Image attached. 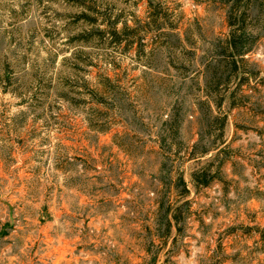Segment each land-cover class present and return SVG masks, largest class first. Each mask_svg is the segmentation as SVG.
<instances>
[{
  "label": "rangeland",
  "instance_id": "1",
  "mask_svg": "<svg viewBox=\"0 0 264 264\" xmlns=\"http://www.w3.org/2000/svg\"><path fill=\"white\" fill-rule=\"evenodd\" d=\"M0 264H264V0H0Z\"/></svg>",
  "mask_w": 264,
  "mask_h": 264
},
{
  "label": "trees",
  "instance_id": "2",
  "mask_svg": "<svg viewBox=\"0 0 264 264\" xmlns=\"http://www.w3.org/2000/svg\"><path fill=\"white\" fill-rule=\"evenodd\" d=\"M114 28L115 27H112V29H110L111 31L110 36L112 37V39L114 38V41H118L117 43H119V41L124 39V36H126L125 33L128 30V27L124 26L120 32L116 31ZM232 33L233 32H230V37L229 38L227 37L226 39V47H227V50H229V56L232 58L233 70L236 71L237 69L236 65L238 62L237 60H243V57L247 51H244L241 48L238 49L236 47L235 42H234V36Z\"/></svg>",
  "mask_w": 264,
  "mask_h": 264
}]
</instances>
